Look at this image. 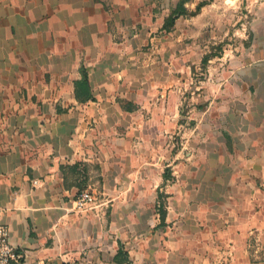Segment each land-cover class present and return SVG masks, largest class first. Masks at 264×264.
Segmentation results:
<instances>
[{
  "label": "crops",
  "instance_id": "0c3cea01",
  "mask_svg": "<svg viewBox=\"0 0 264 264\" xmlns=\"http://www.w3.org/2000/svg\"><path fill=\"white\" fill-rule=\"evenodd\" d=\"M177 1L0 0V221L22 253L10 264H264V0H223V17L206 0L166 30ZM190 28L235 44L208 58L224 64L196 86L186 127L183 86L153 76L142 46ZM82 186L86 210L72 205Z\"/></svg>",
  "mask_w": 264,
  "mask_h": 264
},
{
  "label": "rangeland",
  "instance_id": "374dc122",
  "mask_svg": "<svg viewBox=\"0 0 264 264\" xmlns=\"http://www.w3.org/2000/svg\"><path fill=\"white\" fill-rule=\"evenodd\" d=\"M150 2L154 3V7L156 9L161 10L162 8H166L174 4L175 0H149ZM191 0H186L190 6ZM202 0H199L200 2ZM206 1V0H205ZM152 3V4H153ZM223 0H218V5H216L217 8V16L223 17V12H225V9L227 10L228 7H225V4H223ZM227 5V4H226ZM225 8V9H224ZM186 13L182 15H189L191 14V10H189L186 7ZM209 13L207 14V16ZM232 16V15H231ZM230 16V17H231ZM200 31V38H204L208 34V28H206ZM176 27L172 31H176ZM155 34H159L158 30L154 31ZM193 31L190 28L188 31L184 33V36L182 38L177 39V33H174V35L169 38L165 42L161 41H152L149 43H145L142 47L145 51L152 53V66H153V76L156 77L157 73L161 76L163 79L166 76V73L170 74L169 79L167 80L169 84L176 83V78L178 77L179 83L183 86L182 90V100L181 107H180V118H184L185 123L184 125L186 127L191 126V113H192V107L193 103L197 100L196 97L194 99V95H197V87L200 85V82L206 81V77L208 76V68L209 67H221L224 63V60H206L202 61V56L204 54H218L219 56H222L225 52L226 43H232V39H230L227 35L225 38H223L221 41L218 40L219 37H217L216 42H204V43H198L193 42ZM183 40V41H182ZM234 43V42H233ZM235 44V43H234ZM184 48V50H183ZM178 53L183 54V61L180 60L178 57ZM167 70V72H166ZM165 81V83H167ZM198 102V101H197ZM177 134L173 133L170 136V142L172 143V147H176L178 142ZM166 171V168H164ZM166 174V173H165ZM170 176V172H169ZM161 199V196H160ZM162 203V201H161ZM160 203L159 206H162ZM158 208H161L159 207ZM162 209V208H161Z\"/></svg>",
  "mask_w": 264,
  "mask_h": 264
},
{
  "label": "built area",
  "instance_id": "2783aa9c",
  "mask_svg": "<svg viewBox=\"0 0 264 264\" xmlns=\"http://www.w3.org/2000/svg\"><path fill=\"white\" fill-rule=\"evenodd\" d=\"M95 202V193L90 187L77 190L72 199L75 209L86 210L91 208ZM8 225L0 221V264H10L18 261L22 253L10 241Z\"/></svg>",
  "mask_w": 264,
  "mask_h": 264
},
{
  "label": "trees",
  "instance_id": "16d2710c",
  "mask_svg": "<svg viewBox=\"0 0 264 264\" xmlns=\"http://www.w3.org/2000/svg\"><path fill=\"white\" fill-rule=\"evenodd\" d=\"M186 0H178L176 5L174 6V8L170 11V13L164 18V22L162 27L165 28L166 30H169L172 25L174 24L175 18L180 15V14H184L186 13V6L184 5V2ZM205 2V0H202L200 2H198L195 6L194 10H191L190 13H195L196 11H198V9L200 8V6ZM210 57V55L208 54H204L202 56V61H206L208 58ZM75 94L79 96L82 95L84 98H88L91 97L90 93L88 91V81H87V76L86 74H83L81 76V78L76 79L75 80ZM85 186H82L80 188H78L77 190L83 188ZM164 215H165V210L160 208V218L161 221H163L164 219ZM119 253V251H118Z\"/></svg>",
  "mask_w": 264,
  "mask_h": 264
}]
</instances>
